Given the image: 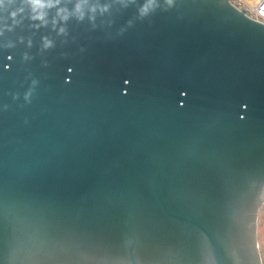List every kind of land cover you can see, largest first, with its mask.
I'll use <instances>...</instances> for the list:
<instances>
[{
	"label": "water",
	"instance_id": "1",
	"mask_svg": "<svg viewBox=\"0 0 264 264\" xmlns=\"http://www.w3.org/2000/svg\"><path fill=\"white\" fill-rule=\"evenodd\" d=\"M263 209L264 22L0 0V264H264Z\"/></svg>",
	"mask_w": 264,
	"mask_h": 264
},
{
	"label": "built area",
	"instance_id": "2",
	"mask_svg": "<svg viewBox=\"0 0 264 264\" xmlns=\"http://www.w3.org/2000/svg\"><path fill=\"white\" fill-rule=\"evenodd\" d=\"M237 7L245 8L250 17L264 22V0H231Z\"/></svg>",
	"mask_w": 264,
	"mask_h": 264
},
{
	"label": "rangeland",
	"instance_id": "3",
	"mask_svg": "<svg viewBox=\"0 0 264 264\" xmlns=\"http://www.w3.org/2000/svg\"><path fill=\"white\" fill-rule=\"evenodd\" d=\"M259 224H258V242L262 253V258L264 260V209L259 215Z\"/></svg>",
	"mask_w": 264,
	"mask_h": 264
},
{
	"label": "snow or ice",
	"instance_id": "4",
	"mask_svg": "<svg viewBox=\"0 0 264 264\" xmlns=\"http://www.w3.org/2000/svg\"><path fill=\"white\" fill-rule=\"evenodd\" d=\"M79 2H82V0H78V3H79ZM76 13H77V14H81V11H80V8H79V7L76 9Z\"/></svg>",
	"mask_w": 264,
	"mask_h": 264
}]
</instances>
